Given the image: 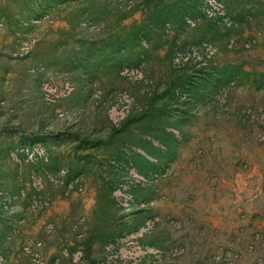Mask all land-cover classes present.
Returning a JSON list of instances; mask_svg holds the SVG:
<instances>
[{
  "label": "rangeland",
  "instance_id": "374dc122",
  "mask_svg": "<svg viewBox=\"0 0 264 264\" xmlns=\"http://www.w3.org/2000/svg\"><path fill=\"white\" fill-rule=\"evenodd\" d=\"M0 264H264V0H0Z\"/></svg>",
  "mask_w": 264,
  "mask_h": 264
}]
</instances>
